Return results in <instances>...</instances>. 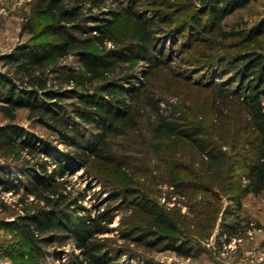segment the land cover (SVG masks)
<instances>
[{"label": "trees", "instance_id": "1", "mask_svg": "<svg viewBox=\"0 0 264 264\" xmlns=\"http://www.w3.org/2000/svg\"><path fill=\"white\" fill-rule=\"evenodd\" d=\"M141 1L36 0L23 28L32 39L1 59L7 68L0 72V89L7 95L6 108L1 109L6 111L9 123L0 127V188L19 196L16 205L20 208L13 222H1V227L15 234L33 264L45 256L42 246L54 236H69L74 241L77 253L70 254L67 264H120L118 250L103 237L114 216L109 210L99 211L94 217L77 215L83 194L72 196L67 186L74 173L87 174L92 157L109 152V137L135 130L143 110L157 117L156 123L150 120L156 134L180 137L212 164L227 160L231 181L239 177L236 168L243 169L241 174L247 182L231 183L238 206L246 195H264V56L247 50L220 54L217 49L230 40L239 41L238 46L252 44L259 31L264 32V25L254 30H225L226 18L250 0H191L189 6H176L171 0H147L154 7L149 15L137 9ZM111 6L117 11L110 10ZM115 11L133 20L138 42L126 44L118 39L114 22L108 20L112 14L117 15ZM162 36L184 37L185 44L177 52L190 54L182 60L183 65L195 71L219 70L232 75L237 85L192 83L211 93L207 107L205 102L194 105L196 119L198 115L207 116L211 129H215L210 136L202 125L191 124L184 115L166 116L160 107L159 100L176 91L175 83L183 78L181 71L170 67L175 50H159ZM107 43L114 48L109 49ZM74 57L79 62V73L63 68ZM132 59L149 63L147 91L133 74V66H122ZM161 75L165 87L158 90L152 80ZM95 81L99 84L91 94L89 85ZM65 85L83 89L84 93L77 96L81 110L76 115L84 123L97 124L99 132L90 140L83 132L70 128L71 116L60 111L57 101L59 94L66 92ZM22 109L57 132L59 142L74 152L63 154L52 142L15 125ZM226 143L228 154L221 150ZM12 169L29 182L19 186L6 180L4 174L12 173ZM223 226L230 235L246 229L236 222ZM132 234L142 240L152 239L154 245L167 239L139 227ZM174 240L167 249L182 254L185 244L177 248Z\"/></svg>", "mask_w": 264, "mask_h": 264}, {"label": "rangeland", "instance_id": "2", "mask_svg": "<svg viewBox=\"0 0 264 264\" xmlns=\"http://www.w3.org/2000/svg\"><path fill=\"white\" fill-rule=\"evenodd\" d=\"M35 1L0 0L1 73L7 71L5 62L1 59L10 56L19 46L32 39L23 28ZM148 2L143 0L137 4V9L143 11V15H149L154 8ZM171 2L176 6L191 4V0ZM109 9L116 10L113 6ZM116 14H112L108 20L114 22L118 39L126 44L138 42L133 34V20L122 13ZM224 25L225 30H254L264 25V0H250L247 5L228 16ZM159 43V50H175L170 67L173 71H181L183 77L178 84L175 83L176 91L159 100L163 113L174 117L184 115L191 124L202 125L207 136L212 135L215 129H211L208 117L198 115L196 119L194 109V105L203 102L204 108L207 107L206 100H209L211 93L192 83H213L234 88L237 85L233 82L232 75H226L219 70L195 71L183 65L182 60H186L190 54V51L184 54L177 52L185 44L183 36L176 39L162 36L159 37ZM238 44L239 41L230 40L221 43L217 49L220 54H236L247 50L264 56V32L259 31L252 44ZM107 47L112 49L114 45L107 43ZM148 64L147 60L132 59L122 65L133 66V74L146 91ZM66 65L63 68L69 67L80 72L77 57L71 58ZM163 76L152 80L154 88L162 90L165 87ZM98 84L99 82H93L88 91L93 94ZM2 89L0 127L9 123L6 111L1 109L7 105V95ZM63 89L66 92L60 93L57 101L60 111L71 116L70 128L83 132L86 140H90L99 132L97 124L94 121L84 123L76 115L81 110L77 107L80 106L77 96L84 93L83 89H74L70 85ZM70 92L73 95L66 94ZM142 112V116L137 117L139 125L135 130H123V133L109 137V152L103 153L100 158L92 157L87 174L81 175L82 172H77L69 178L67 191L72 196L83 194L79 201L82 209L77 215L94 217L99 211L111 212L114 221L103 237L112 248L118 250L120 264H264V195H246L241 198V205L238 206L237 195L231 183L244 185L247 182L241 174L243 169L241 171L237 167L235 173L239 177L231 181V177L228 179L227 160L217 165L212 164L192 144L180 137L156 134L155 125L152 126L151 121L156 123L157 117L148 111ZM204 112L208 114L207 109ZM14 124L52 142L63 154L70 155L74 152L59 142L57 132L40 124L36 117L30 118L26 109L18 111ZM216 144L219 146L220 142L217 141ZM224 146H221V150L228 154L229 145L226 143ZM50 160L52 161L48 158ZM9 163L18 164L16 161ZM52 167L50 164L49 168ZM12 171L4 174L6 180L19 186L29 182L17 170ZM18 199L19 196L3 192L0 188V264L34 262L25 254L27 250L19 245L15 234L1 227V222H13L20 214V208L16 205ZM234 222L246 229L230 235L223 224ZM138 227L167 239L154 245L152 239L142 240L140 236L132 234ZM49 238L50 243L42 246L45 256L39 259L38 264H67L70 254L77 253L71 237ZM173 239L177 242V248L185 244L182 254L167 249Z\"/></svg>", "mask_w": 264, "mask_h": 264}]
</instances>
